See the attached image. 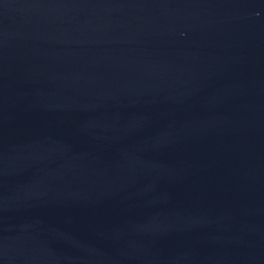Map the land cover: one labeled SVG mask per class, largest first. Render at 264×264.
<instances>
[{
    "label": "water",
    "instance_id": "water-1",
    "mask_svg": "<svg viewBox=\"0 0 264 264\" xmlns=\"http://www.w3.org/2000/svg\"><path fill=\"white\" fill-rule=\"evenodd\" d=\"M0 264H264V0H0Z\"/></svg>",
    "mask_w": 264,
    "mask_h": 264
}]
</instances>
